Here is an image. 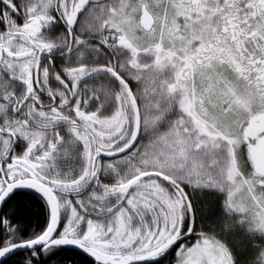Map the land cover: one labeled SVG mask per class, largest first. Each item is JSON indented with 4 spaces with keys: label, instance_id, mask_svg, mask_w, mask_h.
I'll return each mask as SVG.
<instances>
[{
    "label": "snow or ice",
    "instance_id": "6c2138e0",
    "mask_svg": "<svg viewBox=\"0 0 264 264\" xmlns=\"http://www.w3.org/2000/svg\"><path fill=\"white\" fill-rule=\"evenodd\" d=\"M0 264H264V0H0Z\"/></svg>",
    "mask_w": 264,
    "mask_h": 264
}]
</instances>
